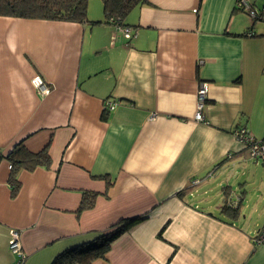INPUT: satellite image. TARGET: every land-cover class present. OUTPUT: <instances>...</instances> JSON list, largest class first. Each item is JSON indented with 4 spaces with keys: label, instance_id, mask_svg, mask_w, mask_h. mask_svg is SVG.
<instances>
[{
    "label": "crops",
    "instance_id": "1",
    "mask_svg": "<svg viewBox=\"0 0 264 264\" xmlns=\"http://www.w3.org/2000/svg\"><path fill=\"white\" fill-rule=\"evenodd\" d=\"M238 1L149 0L124 20L130 39L104 21L101 0H88L82 23L0 15V264L17 260L11 230L23 264H50L134 216L91 264H264L253 244L263 222L249 205L220 210L237 208L232 169L245 149L234 128L264 138V22ZM19 141L47 146L51 162L19 170L11 197L5 156ZM83 191L97 195L77 213Z\"/></svg>",
    "mask_w": 264,
    "mask_h": 264
},
{
    "label": "trees",
    "instance_id": "2",
    "mask_svg": "<svg viewBox=\"0 0 264 264\" xmlns=\"http://www.w3.org/2000/svg\"><path fill=\"white\" fill-rule=\"evenodd\" d=\"M101 2L105 22L111 23L114 21L117 24L129 26L124 23L129 12L136 6L148 4L149 0H101ZM87 3L88 0H0V15L82 23L86 20ZM91 23L95 24L97 21ZM108 109V107L104 108L102 112L103 119H105ZM260 140H264V138ZM5 159L9 164L7 183L11 197L17 194L20 187V182L17 179L19 170L32 171L39 166L48 167L51 162L47 146L38 152H31L24 146L23 141L17 142L7 153ZM229 189L231 190V188ZM96 195L97 193L93 191H83L77 213L91 208ZM231 198H234V196ZM241 205L242 197L240 196L236 209L228 208L223 203L220 210L221 213L232 216L239 211ZM141 220H143L142 216L122 218L94 238L56 254L50 264H91L95 259L105 258L111 243ZM164 228L159 231V236H161Z\"/></svg>",
    "mask_w": 264,
    "mask_h": 264
},
{
    "label": "built area",
    "instance_id": "3",
    "mask_svg": "<svg viewBox=\"0 0 264 264\" xmlns=\"http://www.w3.org/2000/svg\"><path fill=\"white\" fill-rule=\"evenodd\" d=\"M237 6L243 9L249 16V18L253 21H264V5L257 8L249 3L247 0H239ZM112 25L115 26V29L119 31L124 38L130 39L134 36V31L130 26H123L117 24L116 22H111ZM31 83L33 87L39 92L41 95H45L49 92V85L39 76L36 75L32 77ZM200 88L197 90V93L201 94L199 97L197 96L198 103L203 105V100H205V85L204 83H199ZM204 92V93H203ZM114 103L106 102L105 107L111 109ZM200 106V105H199ZM194 119L197 121H203V114L196 113ZM233 133L237 140H239L245 147V150L248 152L250 157L254 158L256 162L257 159H264V140H260L250 135L248 131H246L245 126H238L234 128ZM234 201V200H233ZM229 201V206L236 205V201ZM253 244L254 245H264V224L257 229L253 236ZM8 247L11 252L15 253L17 256V260L13 264H23L25 255L21 249V244L19 240V233L15 230H11L10 239L8 242Z\"/></svg>",
    "mask_w": 264,
    "mask_h": 264
},
{
    "label": "rangeland",
    "instance_id": "4",
    "mask_svg": "<svg viewBox=\"0 0 264 264\" xmlns=\"http://www.w3.org/2000/svg\"><path fill=\"white\" fill-rule=\"evenodd\" d=\"M261 2H264V0H261ZM255 24L256 26L263 25L261 21H256ZM199 88L200 85L198 84L196 89V109L194 116L198 112L199 114H203L206 101L205 86V100H203V105L200 103L197 104V96L199 97V95H201L197 93ZM238 159L239 162H234L232 169L233 172L235 171V175L231 186L235 193H237L234 196V201H236V204H238L241 196L242 205H249V209L251 210L250 217H252L251 220H253V223H255L257 226L263 222L260 225L261 227L264 224V159H257L255 162L254 158L250 157L246 150H243L239 153ZM261 198L263 201H261ZM248 212L249 211L246 210L244 213Z\"/></svg>",
    "mask_w": 264,
    "mask_h": 264
},
{
    "label": "clouds",
    "instance_id": "5",
    "mask_svg": "<svg viewBox=\"0 0 264 264\" xmlns=\"http://www.w3.org/2000/svg\"><path fill=\"white\" fill-rule=\"evenodd\" d=\"M248 1V0H247ZM251 4V3H250ZM252 5V4H251ZM264 5V4H263ZM237 6V5H236ZM254 6V5H253ZM256 7V6H255ZM237 8H239L238 6H237ZM258 8V7H257ZM239 9H241V8H239ZM243 10V9H242ZM244 11V10H243ZM245 12V11H244ZM246 13V12H245ZM248 15V14H247ZM254 22H256V21H254ZM264 22V21H263Z\"/></svg>",
    "mask_w": 264,
    "mask_h": 264
},
{
    "label": "water",
    "instance_id": "6",
    "mask_svg": "<svg viewBox=\"0 0 264 264\" xmlns=\"http://www.w3.org/2000/svg\"><path fill=\"white\" fill-rule=\"evenodd\" d=\"M237 206V205H236Z\"/></svg>",
    "mask_w": 264,
    "mask_h": 264
}]
</instances>
